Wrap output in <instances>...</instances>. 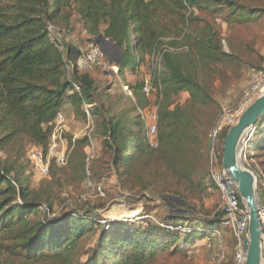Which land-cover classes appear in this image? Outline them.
Returning a JSON list of instances; mask_svg holds the SVG:
<instances>
[{"label":"trees","instance_id":"obj_1","mask_svg":"<svg viewBox=\"0 0 264 264\" xmlns=\"http://www.w3.org/2000/svg\"><path fill=\"white\" fill-rule=\"evenodd\" d=\"M72 10L90 40H95L94 44L120 74L126 70L134 72L154 53H162L157 146L148 144L145 123L138 116L137 122L129 120L128 125L120 117L102 118L99 122L98 134L111 153L116 171L156 153H184L193 127L191 109L214 105L210 92L185 72L171 51L175 40L181 39L187 40L188 50L203 61L219 62L229 57L215 46L211 30H202L199 35L190 33L194 23L203 21L194 10L212 16L226 13V21L239 24L249 23L256 15L237 0H0V114L2 124L9 130L0 139V147L11 137L25 135L45 148L49 124L66 99L83 117L84 112H79L81 106H93V79L77 71L71 81L63 79L61 52L47 29L53 22L67 26ZM73 84H77L79 93ZM141 85L142 82L136 83L129 90L136 106L144 108L147 101ZM181 92L189 96L184 106L175 104ZM77 143L84 148L87 139ZM248 150L264 152V117L254 125L246 141ZM4 184L0 194L13 196L0 200V253L30 263L67 262L75 244L96 225L94 219L72 211L53 218L43 216L32 224L28 217L43 202L36 193L29 197L21 184L14 188L13 179L0 170V188ZM16 198L20 204H15ZM217 223L216 219L207 222L206 229H214ZM205 231L198 232L202 235ZM178 240L176 234L159 228L110 222L107 229L99 232L86 261L77 264H148L167 249L175 250Z\"/></svg>","mask_w":264,"mask_h":264},{"label":"rangeland","instance_id":"obj_2","mask_svg":"<svg viewBox=\"0 0 264 264\" xmlns=\"http://www.w3.org/2000/svg\"><path fill=\"white\" fill-rule=\"evenodd\" d=\"M237 1L256 12L249 23L226 21V13L212 16L208 12L194 10L195 16L203 21L194 23L189 30L193 35H199L202 30H211L215 46L229 55L227 59L219 62L203 61L188 50L187 40L176 39V44L171 47L185 72L200 82L214 100L213 106L191 109L193 127L184 153H168L164 156L156 153L131 162L127 169L120 167L116 171L111 164V153L98 134L102 118L120 117L125 125H128L126 122L129 120L138 121L136 99L128 97L124 87L130 88L143 81L149 70L147 62L134 72L126 70L120 74L119 71L114 73L98 68L87 73L94 82V103L93 106L83 104L79 112L83 113L84 107L88 106L92 126H88L87 117L75 111L66 99L61 111L67 118L62 136L67 161L62 167L51 162L47 178L37 175L27 160L28 152L37 145L25 135L11 137L6 145L0 147V170L13 179L15 186H12L17 188L21 184L29 197L31 193H36L43 202L28 217L30 223H37L43 216L53 218L71 211L96 221L90 233L75 244L67 262L56 260L30 263L0 253V264L84 262L91 254L99 232L106 229L110 222L159 228L178 236L175 250L167 249L148 264H212L214 254L220 249L214 247L213 242L208 247L205 234L200 235L198 231L210 232L212 229H206V223L214 219L218 222L215 229L220 228L222 232L224 264H234V237L231 229L223 225L225 215L221 196L210 179L212 162L208 153V136L213 124L222 116L224 108L235 110L241 104L242 94L249 85L248 69H264V0ZM59 24L49 23L48 27H53V32L49 33L61 52L64 62L63 79L71 81L72 74L76 71V50L86 49L95 40H90L73 10L67 26ZM104 28L102 25L101 29ZM169 40L171 39L166 41ZM68 49H71V53ZM105 61H109L106 56ZM155 101L156 95L153 94L148 102L153 105ZM188 102V95H178L175 98V104L184 106ZM8 134L9 130L2 124L0 114V139ZM85 138L87 144L82 148L77 142ZM243 149L245 154L241 156V164L255 175L256 200L258 204H264V152H246V143ZM87 168L93 188L87 186ZM98 186L101 193L97 192ZM4 188L5 184L0 192ZM11 195L13 196L12 193ZM11 195L0 194V200ZM15 204H20L17 198ZM160 224L184 225L192 232L180 234L167 230Z\"/></svg>","mask_w":264,"mask_h":264},{"label":"built area","instance_id":"obj_3","mask_svg":"<svg viewBox=\"0 0 264 264\" xmlns=\"http://www.w3.org/2000/svg\"><path fill=\"white\" fill-rule=\"evenodd\" d=\"M48 31L50 33L53 32V27L49 26ZM74 63L75 70L78 74H87L98 68L109 71L111 70L114 73L118 71L116 65L109 61H105V56L102 50L95 44H89L86 49L76 50ZM147 64L149 70L141 85V93L147 99V104L144 108L137 106L136 112L137 116L145 123L148 144L155 148L157 146V108L158 102L161 99L160 77L163 72L162 53L160 51L154 53L147 60ZM247 75L249 85L242 94L243 100L241 104L235 110H227L224 108L222 116L213 124L208 136V153L212 162L210 179L221 196L223 205L222 210L225 215L223 225L231 229L234 237V264H244L246 260L244 241L248 236L249 216L247 210L239 199L236 185L233 183L229 175L222 170L219 155L222 150V139H224L226 130L236 122L239 115L251 102L264 93V69L250 68L248 69ZM73 87L77 93L80 92V89L76 84H73ZM124 89L125 94L128 97L133 98L132 91H130L128 87H124ZM153 94L156 95V101L151 105L148 100ZM84 113L87 117L88 126H92L88 106L84 107ZM66 125L67 118L62 111H59L53 122L49 124L51 130L45 148L33 146L31 151L28 152L27 160L34 168L35 173L41 178H47L49 176L51 162L57 167H62L66 164L67 153L62 140ZM88 161L89 158L87 159L86 167L88 166ZM86 177L87 186L93 188L89 179L90 173L88 168L86 169ZM96 189L98 193H101L99 186ZM258 218L262 230L260 240L261 254L264 261V204H259L258 206ZM160 226L180 234H190L192 232L191 229L186 228L184 225L160 224ZM107 228L108 226H106V229ZM221 237L222 232L220 228H214L210 232H206L204 235L208 247H210L213 242V246L220 249L218 253L214 254L212 264H224L225 262V252L223 248L221 249Z\"/></svg>","mask_w":264,"mask_h":264},{"label":"water","instance_id":"obj_4","mask_svg":"<svg viewBox=\"0 0 264 264\" xmlns=\"http://www.w3.org/2000/svg\"><path fill=\"white\" fill-rule=\"evenodd\" d=\"M264 117V93L251 102L225 133L221 167L236 185L239 199L249 216L248 236L244 241L246 260L244 264H264L261 254V227L258 218L256 177L241 164L243 145L254 125Z\"/></svg>","mask_w":264,"mask_h":264},{"label":"crops","instance_id":"obj_5","mask_svg":"<svg viewBox=\"0 0 264 264\" xmlns=\"http://www.w3.org/2000/svg\"><path fill=\"white\" fill-rule=\"evenodd\" d=\"M178 95L183 96V95H188V94L186 92H181Z\"/></svg>","mask_w":264,"mask_h":264}]
</instances>
